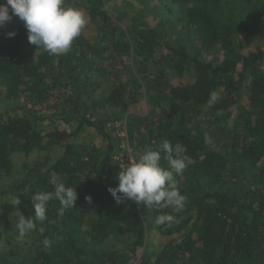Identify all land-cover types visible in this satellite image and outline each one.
Listing matches in <instances>:
<instances>
[{"label": "trees", "instance_id": "16d2710c", "mask_svg": "<svg viewBox=\"0 0 264 264\" xmlns=\"http://www.w3.org/2000/svg\"><path fill=\"white\" fill-rule=\"evenodd\" d=\"M65 6L88 19L66 54L29 44L17 17L0 28V264H264V0ZM85 127L99 141H80ZM164 140L193 161L175 176L184 211L117 204L115 157ZM54 177L74 187V208L58 216L49 201L44 224L18 239L17 211L33 217L31 197L54 191ZM148 213L179 222L149 233Z\"/></svg>", "mask_w": 264, "mask_h": 264}, {"label": "clouds", "instance_id": "9594fccd", "mask_svg": "<svg viewBox=\"0 0 264 264\" xmlns=\"http://www.w3.org/2000/svg\"><path fill=\"white\" fill-rule=\"evenodd\" d=\"M13 17L23 22L28 43L50 56L68 53L74 40L81 36L88 24L85 14L79 9L65 6V0H5L0 4V28ZM15 35V32L7 34L8 38H13ZM219 99V94L212 91L206 102L207 107L214 106ZM204 139L208 143L212 142L207 133ZM186 153L187 149L181 143L177 142L173 145L168 140L161 142L156 149L146 148L142 154L129 161L122 170L120 169L116 177L118 186L109 187L107 191L117 204L131 201L145 208L167 207L172 213H180L185 209L187 198L181 194L175 176L182 174L193 162ZM162 160L167 161V168L161 165ZM51 183L54 191L38 192L31 197L33 217L26 219L17 211L15 227L18 239L23 240L28 234L37 230L38 224H44L48 219L49 201L54 199L59 202L58 216L74 208L78 198L74 187H66L60 177H54ZM85 200L91 203L92 197L86 196ZM19 204V198L15 197L12 205ZM154 222L158 226L170 227L179 221L175 215L165 213L156 216ZM44 231V227L39 228L41 234ZM43 243L45 246L51 245V241L47 238Z\"/></svg>", "mask_w": 264, "mask_h": 264}, {"label": "rangeland", "instance_id": "374dc122", "mask_svg": "<svg viewBox=\"0 0 264 264\" xmlns=\"http://www.w3.org/2000/svg\"><path fill=\"white\" fill-rule=\"evenodd\" d=\"M135 10V9H134ZM135 13V12H134ZM86 34H87V37L89 38V40H92V37H94V35H95V33H94V30H93V27L90 25V26H88V28H87V30H86ZM74 128V125L72 126V128H71V130ZM121 137L122 136H125L126 134L125 133H120L119 134ZM78 139L80 140V141H88V142H97V141H99V137L95 134V132L91 129V128H89V127H85L81 132H80V134H79V136H78ZM122 144V143H121ZM121 148L122 149H125V148H123V144L121 145ZM62 150H60V149H58V152H61ZM36 153H32V154H30V156L28 157V158H26L27 160H32V159H35L36 158ZM116 158H117V160H118V162L121 164V168H123L124 167V165L125 166H127L128 164H129V161H131L133 158H132V156H131V154H130V152H125V153H123V154H120V156H118V157H115V160H116ZM13 162H15V163H17V164H20L23 160H24V156L22 155V154H18V155H14V157H13ZM146 219H147V221H148V223H149V225L152 227V229L149 231V233H156L157 232V230H155V222L151 219V217H150V215H149V213L146 215ZM156 231V232H155ZM130 232H128L127 230H125L124 232H123V234L124 235H128ZM152 236V235H151ZM149 237V239L150 238H152V237ZM154 239V238H153ZM158 241H155V240H153L154 242V247H160V246H162L163 245V243H164V240H161L160 238H158L157 239Z\"/></svg>", "mask_w": 264, "mask_h": 264}, {"label": "built area", "instance_id": "2783aa9c", "mask_svg": "<svg viewBox=\"0 0 264 264\" xmlns=\"http://www.w3.org/2000/svg\"><path fill=\"white\" fill-rule=\"evenodd\" d=\"M125 146H126V144H123V148H125ZM116 160H117V158H116Z\"/></svg>", "mask_w": 264, "mask_h": 264}]
</instances>
